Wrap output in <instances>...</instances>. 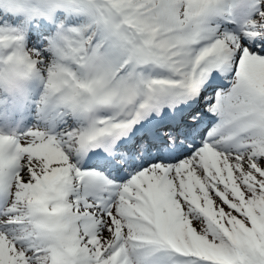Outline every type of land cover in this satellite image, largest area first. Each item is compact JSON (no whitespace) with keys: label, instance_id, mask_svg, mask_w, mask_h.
Returning a JSON list of instances; mask_svg holds the SVG:
<instances>
[{"label":"snow or ice","instance_id":"1","mask_svg":"<svg viewBox=\"0 0 264 264\" xmlns=\"http://www.w3.org/2000/svg\"><path fill=\"white\" fill-rule=\"evenodd\" d=\"M0 0L75 124L0 135V264H264V0Z\"/></svg>","mask_w":264,"mask_h":264},{"label":"clouds","instance_id":"2","mask_svg":"<svg viewBox=\"0 0 264 264\" xmlns=\"http://www.w3.org/2000/svg\"><path fill=\"white\" fill-rule=\"evenodd\" d=\"M249 0H235L230 5L231 16L239 23H254L249 15ZM32 75L21 64L5 60L0 68V92L7 98L25 99Z\"/></svg>","mask_w":264,"mask_h":264},{"label":"rangeland","instance_id":"3","mask_svg":"<svg viewBox=\"0 0 264 264\" xmlns=\"http://www.w3.org/2000/svg\"><path fill=\"white\" fill-rule=\"evenodd\" d=\"M37 77V76H36ZM38 79H40L39 77H37ZM41 81V79H40ZM61 108H63L62 112L60 110V108H53L52 111L43 117H39V118H45V129L47 130L46 133L50 134V135H54L57 134L59 132H61L62 130H64L66 127H72L75 124V120L74 117L71 115V113L64 108L62 105H60ZM62 113H66L68 118H61V114ZM70 122V124H68ZM68 125V126H67ZM26 129V128H24Z\"/></svg>","mask_w":264,"mask_h":264}]
</instances>
